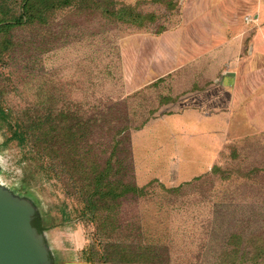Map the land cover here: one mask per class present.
I'll list each match as a JSON object with an SVG mask.
<instances>
[{
	"label": "rangeland",
	"instance_id": "obj_1",
	"mask_svg": "<svg viewBox=\"0 0 264 264\" xmlns=\"http://www.w3.org/2000/svg\"><path fill=\"white\" fill-rule=\"evenodd\" d=\"M232 2L244 24L229 39L218 40L206 22L200 33L192 28L198 17L191 15L205 14L210 0H74L46 24L0 31V109L12 125L29 128L50 111L84 135L76 158L89 167L94 139L103 164L112 150L109 124H131L121 138L133 182L155 181L142 198L123 203L114 227L104 224L107 211L91 221L70 179L63 137L58 156L43 161L34 129L23 148L7 143L11 129L0 120V186L30 202L43 224L58 225L42 233L51 264H91L86 251L92 264L262 262L264 6ZM22 4L0 0V13L12 20ZM255 41L263 44L256 53ZM108 107L112 119L99 118L105 126L96 139L95 112ZM190 114L210 119L193 127ZM63 209L70 222L62 223ZM107 253L115 259L102 261ZM121 253L131 262L116 260Z\"/></svg>",
	"mask_w": 264,
	"mask_h": 264
},
{
	"label": "trees",
	"instance_id": "obj_2",
	"mask_svg": "<svg viewBox=\"0 0 264 264\" xmlns=\"http://www.w3.org/2000/svg\"><path fill=\"white\" fill-rule=\"evenodd\" d=\"M73 1L74 0H23V4L21 6L22 12L19 16H16L12 20L6 19L3 16V13H0V31L5 33L13 29L15 26L46 24L48 23V17L51 14L53 15L58 10L71 6ZM112 114L113 109L108 107L104 110L96 111L94 117L96 118V122L98 124L100 117L105 118V120L108 118L112 119L110 118ZM52 117L53 115H51V112L48 111V115L45 118H36L29 128H23L21 123L12 125L9 122L8 113L0 109V120L7 123V125L9 124L11 129V136L7 140V143L17 142L19 146H22L23 148L27 147L29 139L28 131L29 129H34L31 133L36 135V139L38 141L36 142L38 149L36 152L39 154L37 156L43 161H45V159L47 161H52L54 159L53 156H58L56 146L61 144V138L63 137L62 144H64V147L66 148V161L69 164L68 167L71 175L70 179L78 185L80 196L83 197L85 216L88 215L91 221H97L101 218V214L104 211H107V214L104 217V224L106 222H110V224L114 227L115 222L118 221L123 203L125 201L142 198L146 194L147 188L155 182L153 181L143 188L137 187V185L133 182V170L130 163L126 161V157L129 152L126 148H123L124 145H128V139L121 138L125 131L132 128V125L123 124L120 126H112L109 124L108 130L113 132L111 143L112 150L107 161L102 164V144L97 137L100 135L99 128L104 129L105 125L98 124L95 132V135H98H96L97 140L94 139L95 147H93V159L89 167L87 166L88 162L86 161L87 168L85 169L86 166L84 161H79L76 158L77 144L84 135L79 136L78 131L75 132L70 128H63L66 126L62 125V123H60L61 121L58 119H53ZM145 123H143L140 127L144 126ZM140 127L137 128L140 129ZM25 198L29 199L27 196ZM34 210L35 215L33 225L40 234L47 229L58 228V225L54 222L48 225L47 223H45L46 225L43 224L45 220H42L39 217L36 208H34ZM62 217V223L71 221L70 213H68L65 209L62 210ZM112 247H115V249L122 248L121 246H110L109 248ZM48 254L51 261L52 255L49 250ZM107 254L108 255H103L101 257L102 261H108L111 256L115 259V256L111 253ZM260 255L262 262L259 264H264V254ZM95 259L96 257H94L93 254H89L87 251L84 252L85 262L92 264ZM116 260H127L126 262H131L126 253H121V258Z\"/></svg>",
	"mask_w": 264,
	"mask_h": 264
},
{
	"label": "water",
	"instance_id": "obj_3",
	"mask_svg": "<svg viewBox=\"0 0 264 264\" xmlns=\"http://www.w3.org/2000/svg\"><path fill=\"white\" fill-rule=\"evenodd\" d=\"M34 215L30 202L0 186V264H51Z\"/></svg>",
	"mask_w": 264,
	"mask_h": 264
},
{
	"label": "crops",
	"instance_id": "obj_4",
	"mask_svg": "<svg viewBox=\"0 0 264 264\" xmlns=\"http://www.w3.org/2000/svg\"><path fill=\"white\" fill-rule=\"evenodd\" d=\"M210 1H211V5H208L207 3H203L202 4L203 7H206L208 5L207 12H205V14H204V12L201 13V14L195 12V13H193L191 15L192 19H194L195 17H198V18L195 19L196 21H194V24L197 25V27L194 24L192 26V28L194 30H197V28H198V31L200 33V30H202V29L199 28L198 26H200V24H203L204 22H206V24L208 23L210 25L211 30H215L216 31L215 32L216 34H217V32L221 33V35L219 36L220 38L217 36L218 40H219V39H225V38L229 39L227 37L229 34L235 35V33H233L234 32L233 30L239 31V30H241L243 28V24L244 23H242L241 21H239V23H237L235 21V19L239 15V12L238 13L235 12V9L236 10L238 9V6L235 8L236 2H232V0H210ZM262 1L263 0H260V6L261 7L264 6ZM239 2H241V0H239ZM249 2H250V0H249ZM257 2H258V0H252V6L257 5ZM204 5H206V6H204ZM220 9H221L222 13H220V11H219ZM259 9H260V7H259ZM201 17H203V18H201ZM237 20H239V19H237ZM187 31H189V30H187ZM200 35L201 34H199V36ZM210 36L211 35L209 34V37ZM180 37H182V36H179V39H180ZM169 38L172 39L170 36H169ZM237 39L238 38H236V39L234 38V40H236V42H237L236 44L240 45V44H238L240 42ZM200 40H204V37H203V39H199V45L202 44ZM163 42H165V39H163ZM174 44H175L174 46H176V43H174ZM236 44L235 45H231V47H236ZM161 45H163V43ZM164 45L165 46H169V44L167 42H166V44L164 43ZM260 47H263V44H261L259 42L254 43V46H253L254 52L255 53H256V51L259 52L260 51L259 50ZM235 96H236V93H235ZM178 117H180V119L183 118L182 116H178ZM190 117H191L190 120L192 122L190 121L189 124H191V126H193V127L205 126L204 124L208 123V122H205V121H209V119H210V117L208 118L207 116L198 117V116H196L194 114L193 115L190 114ZM215 118L218 119L217 117H214L209 122L211 125H214L215 123H217L218 120H216ZM170 119H172V118H170ZM187 119H189V117H187ZM172 120L175 121V119H172ZM176 123H177V121H176ZM185 125L186 126H190V125H187V124H185Z\"/></svg>",
	"mask_w": 264,
	"mask_h": 264
}]
</instances>
